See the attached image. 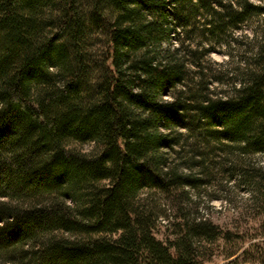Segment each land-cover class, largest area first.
Listing matches in <instances>:
<instances>
[{"label": "trees", "instance_id": "obj_1", "mask_svg": "<svg viewBox=\"0 0 264 264\" xmlns=\"http://www.w3.org/2000/svg\"><path fill=\"white\" fill-rule=\"evenodd\" d=\"M90 6L107 26L106 66L92 86L79 0H0V261L198 264L194 245L212 229L183 216L173 242L163 244L152 232L156 215L148 199L197 186V178L168 163L166 153L183 133L239 141L254 121L258 138L246 145L264 151V75L250 71L230 82L231 96L215 100L184 93V86L173 91L182 86L185 58L198 66L211 51L206 36L223 37L238 20L264 13V4L91 0ZM186 9L214 19L203 21L197 37L206 42L194 49L185 45L192 35ZM45 10L56 29L46 39ZM171 26L182 40L161 52ZM167 94L171 101L162 99ZM88 143L95 154L75 148Z\"/></svg>", "mask_w": 264, "mask_h": 264}, {"label": "rangeland", "instance_id": "obj_2", "mask_svg": "<svg viewBox=\"0 0 264 264\" xmlns=\"http://www.w3.org/2000/svg\"><path fill=\"white\" fill-rule=\"evenodd\" d=\"M79 1L84 23L82 49L87 71L85 79L92 86L103 76L106 66L107 26L93 13L91 0ZM249 1L255 6L262 7L264 4V0ZM233 2L237 5V0ZM45 12L47 16L43 22L47 27L42 35L46 39L55 35L56 29L50 25L53 22L50 11ZM191 13L189 9L182 12L184 21L189 24L187 31L192 32L190 42L185 45L194 49L200 41L206 42L197 37L203 21L212 22L214 19L198 13L192 16ZM235 26L234 30L227 28L223 37H205L211 40V43L206 42L211 51L202 56L198 66L193 64L192 59L185 58L182 86L173 93L178 94L184 86V93L199 92L198 97L207 96L215 100L231 96L230 82L247 78L250 71H255V76L260 72L261 77L264 75V68L256 66L264 62V13L238 20ZM175 32V27L171 26V37L161 44V52L179 46L182 36L178 38ZM65 40L69 42L67 36ZM216 40L220 43L214 44ZM259 47L261 57L258 59ZM172 97L167 94L162 99L171 101ZM182 97L188 99L187 96ZM195 107L192 103L188 109ZM257 125L253 121L251 131L239 141L222 136L195 139L183 133L173 143L174 151L166 153L168 163L178 172L189 173L199 181L196 187L186 188V193L178 192L174 197L161 194L150 196L148 205L156 215L152 229L156 239L163 244H171L173 234L179 231L177 224L183 221L184 216L189 225L204 221L212 229L209 236H201L194 245L198 264H264V151L256 145H246L248 141L251 144L257 141ZM209 130L220 132L222 129L209 127ZM75 148L85 155H93L97 150L93 143ZM177 199H181V205ZM0 264L13 263L0 261Z\"/></svg>", "mask_w": 264, "mask_h": 264}]
</instances>
